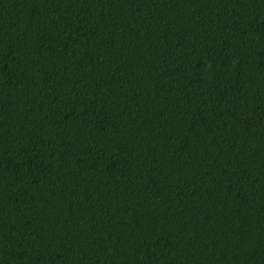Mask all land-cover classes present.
<instances>
[{
	"label": "trees",
	"instance_id": "trees-1",
	"mask_svg": "<svg viewBox=\"0 0 264 264\" xmlns=\"http://www.w3.org/2000/svg\"><path fill=\"white\" fill-rule=\"evenodd\" d=\"M0 264H264V0H0Z\"/></svg>",
	"mask_w": 264,
	"mask_h": 264
}]
</instances>
